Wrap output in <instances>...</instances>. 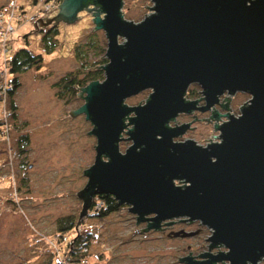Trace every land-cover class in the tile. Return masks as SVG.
Wrapping results in <instances>:
<instances>
[{
    "label": "water",
    "instance_id": "95a60500",
    "mask_svg": "<svg viewBox=\"0 0 264 264\" xmlns=\"http://www.w3.org/2000/svg\"><path fill=\"white\" fill-rule=\"evenodd\" d=\"M151 1L152 12L139 22L123 18L122 0H62L54 16L36 19L41 28L72 23L85 10L107 39V62L95 65L103 80L77 87L85 102L69 112L84 114L92 125L86 133L96 139L76 192L78 218L88 215L95 195H109L127 205L135 223H146L139 231L198 220L211 230L209 249H226L205 261L187 255L180 259L186 264H256L264 258V0ZM193 83L201 88L200 106V98L185 99ZM145 89L151 92L144 103H124ZM237 92L249 95L237 115L213 108L225 95L221 107L230 110ZM195 110H211L201 118L207 122L227 118L213 125L216 141L174 140L190 123L169 122ZM123 133L131 144L120 152Z\"/></svg>",
    "mask_w": 264,
    "mask_h": 264
},
{
    "label": "rangeland",
    "instance_id": "374dc122",
    "mask_svg": "<svg viewBox=\"0 0 264 264\" xmlns=\"http://www.w3.org/2000/svg\"><path fill=\"white\" fill-rule=\"evenodd\" d=\"M12 1L17 7H22L27 19L33 17V20L13 23L10 51L27 48L35 54H41L43 63L40 69L31 68L17 73L20 86L13 96L15 119L8 100L1 93L0 264H75L67 261L64 254L70 239L78 234H90L87 255L81 264H183L178 257L186 256L188 251L195 255L205 250L208 241L204 238H208L211 230L198 220L177 223L174 229L200 231L187 239H175L167 238L164 232L155 229L139 231L146 223H135V215L128 212L124 204L118 212L102 220L94 216L78 218L81 201L76 192L86 183L83 169L93 163L96 139L86 133L92 125L84 114L75 113L71 116L69 113L79 108L85 102L84 98L65 93L57 82L66 74H74L78 81L83 80L86 71L81 66L83 60L76 58L79 47L86 51V67L105 64L107 39L103 30L93 29V14L90 12L79 11V17L72 23H51L40 30L36 19L54 16L57 13L56 1H51L52 9L42 13L39 12L46 0H0V6ZM152 6L151 0H122V16L126 20L139 22L145 14L152 12L149 8ZM91 11L96 12L95 9ZM51 25H56L57 29V33L51 35L52 49L42 41L43 34ZM90 38L95 39L97 48L87 47ZM118 41L121 42L122 38L119 37ZM101 68L96 67L102 71ZM9 76L0 50L2 89L9 86ZM103 78L102 71L99 81ZM79 91L81 89L76 88L75 93ZM200 91L197 84H190L185 99L202 97ZM150 92V89L142 90L124 99V103H144ZM189 92H192L191 96ZM84 95L81 92V96ZM224 96L220 97V102ZM248 98L249 95L237 92L228 101L231 111L217 105L213 108L222 114L229 112L237 115L239 106L247 102ZM197 101L203 103L202 98ZM194 115L196 119L191 114H178L169 122L170 126L190 123V128L174 140L192 139L203 146L216 141L217 137L211 136L218 135L213 125L227 118L211 119V122L201 120L209 117L211 110L205 113L198 111ZM21 136H26L27 141ZM122 136L124 139L119 142L120 152H124L131 144L125 139V133ZM175 184L182 185L183 182L175 181ZM64 216H71L82 223L77 230L74 227L65 233L62 241L58 242L54 236L55 226L57 219ZM212 251L217 253L226 249L220 246ZM260 264H264V260Z\"/></svg>",
    "mask_w": 264,
    "mask_h": 264
},
{
    "label": "trees",
    "instance_id": "16d2710c",
    "mask_svg": "<svg viewBox=\"0 0 264 264\" xmlns=\"http://www.w3.org/2000/svg\"><path fill=\"white\" fill-rule=\"evenodd\" d=\"M36 2V0H33ZM51 0H46L45 3H48ZM56 4H59L62 0H55ZM1 7V6H0ZM22 9V7H20ZM25 13V12H24ZM42 30V28L40 29ZM57 29L56 25H51L47 31L42 36V41L46 44L47 47L52 49L51 45L53 42L52 34H56ZM95 38V37H94ZM94 38H90V42L88 43L87 47L89 49H95L97 48V44ZM49 42V44H48ZM8 51L5 55H3L4 62L6 63L7 71H8V87H5L2 89L0 87V100H2L1 93L4 95V97L8 100L9 103V109L12 111L11 114L13 118L15 119V106L13 104V96L16 90L20 86L19 79L17 77V73L29 70L31 68L40 69L42 67L43 58L41 54H35L31 52L27 48H20L18 50L10 51L9 43L7 44ZM76 58L79 60H83L81 63V66L85 68V74L83 76L82 81H78L76 78V75L74 74H66L63 77H61L57 85L59 88H62L65 93H69L70 95L76 94L75 90L78 85L86 86L88 83L94 81V80H100L102 71L100 69H96V66H89L86 67L84 61L86 59V51L82 50L80 47L77 48L76 52ZM105 63L107 61H104ZM187 94V92H186ZM188 94H192V92H189ZM24 141H27L26 136H21ZM101 202L102 206L98 209H94L93 207L96 204V202ZM122 208V205H118L116 200L113 199L112 196H106V195H95L92 200V204L88 210L87 216H94L98 218L99 220H102L103 218L107 217L111 213L118 212ZM86 217V216H85ZM82 222H78L75 218L71 216H64L57 219L56 226H55V233L54 236L57 237V241H62L65 233L73 229L74 227L79 228L80 224ZM145 228V227H144ZM148 231V230H147ZM87 235V236H86ZM85 236L82 234H78L77 236L71 238V244L68 245V250L65 252V258L67 257V261L73 262L75 264H81L87 255L88 250V236L90 234H86ZM90 237V236H89ZM71 245V246H70ZM74 258V260H73ZM84 259V260H83ZM56 264H61L57 262Z\"/></svg>",
    "mask_w": 264,
    "mask_h": 264
},
{
    "label": "built area",
    "instance_id": "2783aa9c",
    "mask_svg": "<svg viewBox=\"0 0 264 264\" xmlns=\"http://www.w3.org/2000/svg\"><path fill=\"white\" fill-rule=\"evenodd\" d=\"M51 1L45 3L43 9L39 13L46 12L52 9ZM20 9L21 8L16 6L15 1H12L7 5H3L0 7V50L2 55H5L8 51L7 44L10 41L12 32L14 31L13 23L18 24L24 21L33 20V17L27 19L25 13ZM101 206L102 203L98 201L94 205L93 210L98 209Z\"/></svg>",
    "mask_w": 264,
    "mask_h": 264
},
{
    "label": "flooded vegetation",
    "instance_id": "af4514ba",
    "mask_svg": "<svg viewBox=\"0 0 264 264\" xmlns=\"http://www.w3.org/2000/svg\"><path fill=\"white\" fill-rule=\"evenodd\" d=\"M221 99V98H220ZM203 104V103H202ZM202 104H200V101H198V104H197V106H200V105H202ZM218 107H221V102L217 105ZM195 112H198L197 110H195V111H193L192 113H191V116H193V117H195V115H194V113ZM200 112V111H199ZM205 112H207V111H205ZM204 112V113H205ZM190 127V126H189ZM190 222H192V221H190ZM177 223H184V221H180V220H178V221H173L171 224H165L164 222H162L161 223V225H160V227L158 228V229H156L157 231H160V232H164L165 233V235H166V237L167 238H175V239H177V238H181V239H187V238H190V237H192V236H195V235H197L198 233H199V231H200V229H196V230H188L189 232H195L193 235H191V236H181V235H178V236H174L173 235V232H175V230H179V228H177V229H174L175 228V226H176V224ZM181 229V228H180ZM221 245L219 244V245H217L216 247H214V248H212V249H209V242H208V244H207V248L205 249V250H203L201 253H197V254H193L192 255V252H187V253H190V254H187L188 256H190V257H192V259H194V260H200V261H205V260H208L209 259V255L210 256H213V255H215V254H217V253H219L218 251H217V253H213V251L212 250H214V249H216V248H218V247H220ZM190 246L188 245L187 246V248H189ZM223 252H225V251H223ZM201 254H208L206 257H200V255ZM186 255V256H187ZM183 257H185V255H183V256H181V257H179L178 258V260H179V262H182L183 264H186L184 261H180V259L181 258H183ZM264 260V258H259L258 260H257V263L256 264H260L262 261ZM225 263H227V262H223V261H220V262H218V264H225Z\"/></svg>",
    "mask_w": 264,
    "mask_h": 264
},
{
    "label": "crops",
    "instance_id": "0c3cea01",
    "mask_svg": "<svg viewBox=\"0 0 264 264\" xmlns=\"http://www.w3.org/2000/svg\"><path fill=\"white\" fill-rule=\"evenodd\" d=\"M24 11V10H23Z\"/></svg>",
    "mask_w": 264,
    "mask_h": 264
}]
</instances>
